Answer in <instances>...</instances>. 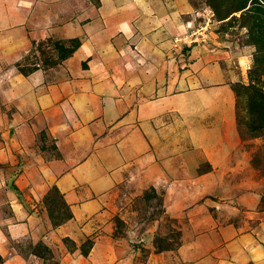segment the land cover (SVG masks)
<instances>
[{
  "label": "rangeland",
  "instance_id": "obj_1",
  "mask_svg": "<svg viewBox=\"0 0 264 264\" xmlns=\"http://www.w3.org/2000/svg\"><path fill=\"white\" fill-rule=\"evenodd\" d=\"M105 2L135 41H34L0 87V225L35 216L0 264H264V0Z\"/></svg>",
  "mask_w": 264,
  "mask_h": 264
},
{
  "label": "crops",
  "instance_id": "obj_2",
  "mask_svg": "<svg viewBox=\"0 0 264 264\" xmlns=\"http://www.w3.org/2000/svg\"><path fill=\"white\" fill-rule=\"evenodd\" d=\"M72 1L73 0H0V87L3 88L8 85V79L11 78L13 72H16L19 62L30 53L35 43L34 41L47 40L50 38L69 39L73 37L82 39L84 37V39H82V45L76 52V55L82 53L87 57H91L96 52V49L92 46L90 41H93V39L94 41L97 39L99 40V38L105 34L104 31L110 30L111 24L114 25L113 29H115L116 34H121V36H125L128 40H136V36L133 34V30L136 28L133 21L129 20L128 22H122L119 19L120 7L114 6L116 13L110 18L105 14V11L109 10V5H106L105 0L101 1L98 6L92 4L91 9L89 8L90 5L88 1L84 0V7H81L82 10L78 15H73ZM167 20V17L166 19L160 18L156 21L157 24L153 23L156 24V26H153V32L157 34L161 33L159 35L161 37L166 32V28L169 25ZM93 28L95 33L88 36L87 29ZM68 31L71 32V34H67ZM106 51L108 50L104 49L101 50L100 53ZM140 67L134 65L132 70L136 72L141 71L142 69H140ZM39 76L40 73L38 72L33 74L30 78L35 79ZM122 77L123 76H120V78ZM18 96L20 95L18 94ZM68 107L69 102L68 105L66 103L61 105L67 119L72 117L71 113L68 111ZM50 114L51 111L49 112V115ZM147 127L148 125H144V128ZM89 161L90 159H88V162ZM62 162L64 163V170L60 172L64 174L69 166L65 160ZM82 166L85 167L86 163L79 165L80 168ZM57 181L60 191L72 207L75 220L79 221L80 217L87 212L88 208L86 206H88V204L81 203L83 197H80L81 195L79 196V192L74 189V184L78 183L73 177V173L61 175V178ZM28 216L29 217L24 220L20 219L19 221L21 222H15L10 225L9 223L0 225L2 228L0 230V243L6 241H11L15 244L28 242L31 237V221L35 219V216L32 214ZM13 261L16 264H23L17 257L13 258Z\"/></svg>",
  "mask_w": 264,
  "mask_h": 264
},
{
  "label": "trees",
  "instance_id": "obj_3",
  "mask_svg": "<svg viewBox=\"0 0 264 264\" xmlns=\"http://www.w3.org/2000/svg\"><path fill=\"white\" fill-rule=\"evenodd\" d=\"M71 43L73 44L72 49L69 50L68 53L65 55V59L71 56L81 46V43L78 39L71 40Z\"/></svg>",
  "mask_w": 264,
  "mask_h": 264
}]
</instances>
